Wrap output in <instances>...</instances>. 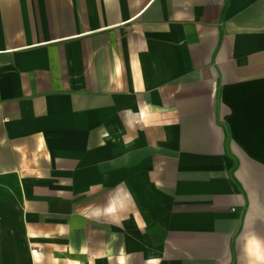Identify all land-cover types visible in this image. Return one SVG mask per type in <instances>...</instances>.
<instances>
[{"label": "crops", "instance_id": "0c3cea01", "mask_svg": "<svg viewBox=\"0 0 264 264\" xmlns=\"http://www.w3.org/2000/svg\"><path fill=\"white\" fill-rule=\"evenodd\" d=\"M0 264H264V0H0Z\"/></svg>", "mask_w": 264, "mask_h": 264}, {"label": "built area", "instance_id": "2783aa9c", "mask_svg": "<svg viewBox=\"0 0 264 264\" xmlns=\"http://www.w3.org/2000/svg\"><path fill=\"white\" fill-rule=\"evenodd\" d=\"M34 250L40 251V250H41V248H40V247H37V248H35Z\"/></svg>", "mask_w": 264, "mask_h": 264}]
</instances>
